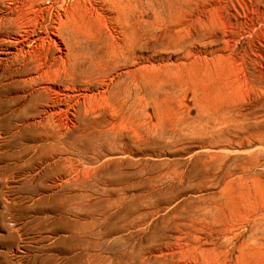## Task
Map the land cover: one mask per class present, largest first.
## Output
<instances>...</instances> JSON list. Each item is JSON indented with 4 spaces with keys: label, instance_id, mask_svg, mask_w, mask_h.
I'll return each mask as SVG.
<instances>
[{
    "label": "rangeland",
    "instance_id": "1",
    "mask_svg": "<svg viewBox=\"0 0 264 264\" xmlns=\"http://www.w3.org/2000/svg\"><path fill=\"white\" fill-rule=\"evenodd\" d=\"M74 4L80 29L54 28ZM136 14L109 0H0V264H223L195 243L230 257L256 237L245 263H264V0H138ZM126 37L138 85L110 61L87 91L105 86L107 99L74 98L40 121L30 94L47 82L24 83L36 65H87ZM221 201L235 242L209 234L218 213L205 208Z\"/></svg>",
    "mask_w": 264,
    "mask_h": 264
},
{
    "label": "bare ground",
    "instance_id": "2",
    "mask_svg": "<svg viewBox=\"0 0 264 264\" xmlns=\"http://www.w3.org/2000/svg\"><path fill=\"white\" fill-rule=\"evenodd\" d=\"M109 1L111 2V6L113 7V10H115L118 14L126 15V17L127 16L129 17V14H130L133 19H135V17H137L136 11L138 9V0H109ZM55 2H57V1H54V3ZM76 4H74L72 6V9H70V11L67 8H65V14H62L60 12V10H57L54 13V23L55 24L57 23V25H54V28L58 29L59 26L62 27V26H66V25L67 26L72 25V26H74V28H72L70 26L72 28V31H74V29H75V31H76V29L77 30L80 29L79 21H78L79 18L76 15H78L77 12L81 11L82 9L80 7L81 5L76 6ZM60 6H63V5H60ZM44 19H47V18H44ZM44 19L42 18V20H44ZM35 22H38V20ZM48 26H49V24H48ZM78 27H79V29H78ZM127 33H128V31H127ZM127 33L125 32V34H127ZM133 34H134V32H133ZM127 37L123 40L124 42H122V41L118 42L117 41L118 43L113 44L111 49L107 48L108 51H104V53L102 55L98 56L97 58L93 59L92 61H86L87 65L83 61H82V63H83L82 64L81 60H80V63L75 64V62H74L75 59L72 61L71 65H70V61L68 62L69 66L68 65H62V63L58 64L55 61H54V63H55L54 66H47L44 69H42L39 65H36L35 68L39 71L38 76H34V75H33L34 77L28 76L27 78H25L24 83H26L27 85L28 84L29 85H35V84H39L43 81L47 82V84L43 85L42 88H37L36 90H33L30 94L31 98L29 100V103H31L33 105H37L39 100L42 101V103H40L41 108L38 109V114L41 116L40 121H44V119H45V120H48V122L50 124V122L53 120L55 123L58 116H60L63 112L67 113V110L69 109V107L71 105H73V99L74 98L78 99L79 97L83 96V98H84L83 101L87 104L86 106H88V104H90L93 101V99H98V100L107 99L109 97L108 96L109 91H107L105 86L102 87V90H100V92L98 94H95V93L90 94L87 91L89 89H91V85H93L94 83L105 82L107 74L110 72V71L109 72L105 71V68L110 61H113V62L115 61L117 63L119 60H121V62H123L125 64L127 63V65L129 64L128 68L125 70V73H126L125 76L127 75L126 76V77H128L127 80L130 79L129 82H131V80H132V84L134 86L138 85L139 76H140L139 75L140 67L138 65V58L139 57L137 54L138 42H137L135 37L134 38H127ZM169 37L171 39L176 38L175 35H173V34L169 35ZM49 43H50V41H49ZM45 45H47L46 39H44V45L42 44V47L44 46V48H45ZM46 56H48V55H46ZM57 59L58 58H56V60ZM76 59H79V57ZM115 62H114V65L117 66V64ZM97 68L99 69V71L101 73L100 79L92 78V74H93L94 70ZM170 69H172V68H170ZM30 71H32L31 68L26 66V65L23 66L22 68L20 67V68L16 69L17 73H29ZM112 77L114 79L115 76H112ZM126 77H124V79L122 81H125ZM129 77H131V78H129ZM82 79L85 81V87H83L82 91H80L78 93H76V92L72 93L73 91L79 90L78 89V83ZM114 81H115V79H114ZM119 83H120V81H119ZM128 85L129 84L126 83L123 86L124 88L122 90L127 91ZM94 94L96 96H93ZM205 210L218 213V218H217V214H216L214 216V219H216V218L218 219L219 227L216 228V227L210 226L209 227V234H211V235L215 234L218 237H222V238H225L228 240L232 239L235 242V240H236L237 236H239V234L237 235V233L234 231V226H233L234 223H233V218L231 216L232 210L230 209L228 202L221 201V202H215L213 204H209V205H207ZM242 213L240 214L241 217L239 216L240 220L243 217ZM237 215H239V214L237 213ZM245 215H247V214H245ZM248 215H250V214L248 213ZM247 216H246L245 221H247V223L254 222V225H255L257 222V219L252 220V219H250L249 216L248 217ZM250 221H252V222H250ZM235 223H237V222H235ZM193 225H194V223H192V226ZM251 228H252V226H251ZM255 228L258 230L259 227L256 225V226H253L252 229H255ZM193 229L194 230L198 229V226L195 225L193 227ZM252 229H251V231H253ZM253 233L251 235H253ZM189 234L191 237L193 236V237L199 239V237L195 234V232L193 230L191 232H189ZM256 236H258V235H256ZM252 238L254 239V237H252ZM255 239H256L257 243L260 244L261 241L258 240L259 238L256 237ZM253 241H255V240H253ZM258 241H260V242H258ZM251 242L252 241H249L247 239H242V241H240V242H235V244L233 243L234 244L233 245L234 251L236 249L237 252L235 254H233V256H230V257L228 256L229 251L226 248L217 246V244L213 241H211L210 246L202 247L201 243H195V247L203 256L209 257L211 259H214L216 257V252H218V258L223 259V261H224L223 264H244L247 260L246 256H248L250 254H252V255L254 254L252 257H250L252 259V258L258 256V254H260L259 249H262V248H259V246H257L259 244L255 245L256 242H254L255 243L254 245ZM183 247H184V245L181 247V249H183ZM182 251H184V250H182ZM182 251H180V252H182ZM243 258H245V260ZM255 259L256 258H254V260ZM259 259H261V258H259ZM259 259H257V260H259ZM262 262H264V261L262 260ZM248 263L249 262H247V264ZM260 264H262V263L260 262Z\"/></svg>",
    "mask_w": 264,
    "mask_h": 264
}]
</instances>
